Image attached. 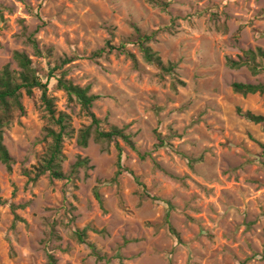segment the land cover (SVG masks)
Here are the masks:
<instances>
[{"label": "rangeland", "instance_id": "374dc122", "mask_svg": "<svg viewBox=\"0 0 264 264\" xmlns=\"http://www.w3.org/2000/svg\"><path fill=\"white\" fill-rule=\"evenodd\" d=\"M162 1L166 10L149 0H0V69L18 71L13 54L26 53L46 82L49 62L74 58L65 68L68 79L100 96L95 115L130 126L137 151L121 143L123 163L145 186L129 174L113 183L115 147L102 152L91 140L83 148L76 135L65 140L63 172L70 176L79 157L93 169L28 185L22 172L46 151V121L42 93L24 95L26 115L4 137L13 174L0 162V264H48L49 254L57 264H99L73 238L85 228L105 231L89 232V241L110 264H119L117 253L124 264H264V124L237 113L264 116V95L243 97L232 89L264 84V72L253 76L227 64L243 51L264 50V0ZM135 28L154 35L149 46L165 64H177L183 86L174 89L171 76L144 60ZM33 33L44 50L52 49V59L34 56L24 37ZM108 43L125 44L134 59L114 51L93 60ZM49 97L71 116L76 132L89 124L55 79ZM158 135L172 148L158 149ZM181 154L199 161L190 167ZM166 202L180 241L165 223ZM13 206L24 220L15 228Z\"/></svg>", "mask_w": 264, "mask_h": 264}, {"label": "trees", "instance_id": "16d2710c", "mask_svg": "<svg viewBox=\"0 0 264 264\" xmlns=\"http://www.w3.org/2000/svg\"><path fill=\"white\" fill-rule=\"evenodd\" d=\"M154 7L167 9L168 3L162 0H149ZM136 41L135 44L139 48L143 55L144 60L156 67L164 76H171L173 79V88L176 89L177 85H184V83L177 77V64L167 63L158 56L157 53L149 46L154 38V35L143 34L139 28H135ZM26 44L34 51V56L39 59H45L46 57L52 59V49L44 50L38 40L35 37V33L25 35ZM114 51L122 52L129 58L134 59V56L126 51L125 44H122L119 48L112 46L108 43L107 46L99 51H96L92 55V59H100L106 55L114 53ZM13 61L19 68L18 71L12 70L11 65H6L0 69V162L5 166L8 174H13V167L15 160L9 152L7 146L4 143L5 132L11 128L15 123L17 117H24L26 115V109L23 104V97L26 95L29 98H33L34 92L39 90L42 93L41 103L43 108V119L46 121L44 128V141L47 144L46 151L40 159L38 165L33 170H23L22 174L27 178V184H36L45 176H49L52 181H60L69 179L74 175H77L81 169L91 170L90 160L87 158L79 157L76 163L72 167L70 176H67L63 172V163L65 161L64 144L68 137L76 135L77 143L80 147L87 148L92 140L101 147L102 152H110L111 146H114L117 151V171L112 180L113 183H119V179L125 175H131L136 183L145 189L144 184L140 178L137 177L134 172L124 166L123 155L124 147L121 143L133 151H137L136 144L134 142V136L129 132L130 126H117L109 124L108 119L101 120L93 112L94 104L100 100V96L92 94L91 87H81L75 85L73 81L68 79L69 71L65 70L67 66L72 64L74 58L64 57L54 59V67H51L47 74V81L44 82L41 70L35 66L33 59L22 52H15L13 54ZM231 69L239 70L246 67L253 76H259L264 72V50H247L243 51L242 56L238 61L229 59L227 62ZM52 79L56 80V88L59 91L65 93L70 103H75L80 107L82 114L89 120L88 125H84L77 132L73 128L72 118L65 112H58L56 109L55 101L49 97V85ZM234 93L243 97L250 95H264V84H244L234 83L232 85ZM237 113L244 119L254 124H264V116L253 114L250 111L244 112L242 109H238ZM158 144L156 147L164 148L172 145L168 142L167 138H163L161 135L157 136ZM189 161L190 167H193L199 160L191 159L181 154ZM145 155H140L142 160L145 159ZM88 175H86L87 177ZM96 197L100 199L98 189H96ZM154 200L156 198H153ZM158 200V199H156ZM5 202L0 197V205H4ZM170 211L165 215V223L172 235H174L180 241V235L175 230L171 223V211L173 210L170 202H166ZM14 212V224L13 228L18 223L24 222V220L17 214L15 206H13ZM89 232L96 233L104 236L105 231H99L93 228H85L83 230H76L73 233L74 240L80 245H87L91 251V256L95 258L99 264H110L112 258L109 255L104 254L98 249L96 245L89 241ZM126 244L131 241H126ZM262 258L264 259V250ZM114 259L119 261V264H124L125 259L117 253ZM48 264H57L56 258L52 255H48Z\"/></svg>", "mask_w": 264, "mask_h": 264}]
</instances>
